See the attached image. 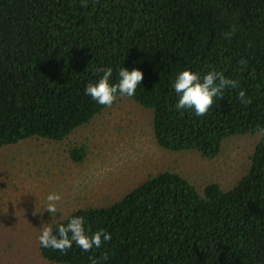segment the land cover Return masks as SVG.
Masks as SVG:
<instances>
[{
  "label": "trees",
  "instance_id": "1",
  "mask_svg": "<svg viewBox=\"0 0 264 264\" xmlns=\"http://www.w3.org/2000/svg\"><path fill=\"white\" fill-rule=\"evenodd\" d=\"M86 5L0 0V148L30 138L61 142L89 123L107 107L84 91L103 75L97 67L113 69L110 84L120 68L142 72L126 98L152 111L153 137L164 150L211 159L230 137L258 140L230 187L198 188L170 170L151 174L120 198L52 225L55 232L80 216L89 235L106 230L110 241L89 252L73 243L66 254L38 244L41 257L53 264H264V0ZM185 69L222 72L238 87L214 98L204 116L178 111L171 83ZM241 90L250 104L240 102ZM68 148L73 162L86 157L84 143Z\"/></svg>",
  "mask_w": 264,
  "mask_h": 264
},
{
  "label": "rangeland",
  "instance_id": "2",
  "mask_svg": "<svg viewBox=\"0 0 264 264\" xmlns=\"http://www.w3.org/2000/svg\"><path fill=\"white\" fill-rule=\"evenodd\" d=\"M257 140V134L230 137L211 159L195 151L170 152L154 140L152 111L118 97L61 142L30 138L3 146L0 263L53 264L38 250L42 223L52 227L75 209L108 204L157 172H178L198 188L210 182L228 188L245 172ZM82 143L86 157L75 163L68 147ZM50 193L61 196L53 216L44 210Z\"/></svg>",
  "mask_w": 264,
  "mask_h": 264
},
{
  "label": "clouds",
  "instance_id": "3",
  "mask_svg": "<svg viewBox=\"0 0 264 264\" xmlns=\"http://www.w3.org/2000/svg\"><path fill=\"white\" fill-rule=\"evenodd\" d=\"M81 6H87L86 0H81ZM241 63L246 65L247 61L242 60ZM95 71L103 75L96 82L88 83L84 91L96 103L107 107L112 106L117 95L133 97L137 86L143 79L140 70L132 69L129 71L123 67L119 69L118 82L110 84L109 80L113 72L111 67H97ZM171 86L177 94L176 110L190 109L194 111L196 116H204L211 108L214 98H222L225 89L237 88L238 82L215 70H210L201 76L200 73L185 69L176 75ZM238 98L243 104L251 103L243 90L239 91ZM60 200L59 194H48L44 210L52 216L55 215L58 211L57 202ZM84 223L82 217L74 216L68 220L67 224H58L55 232L48 223H42L37 240L41 247L54 249L62 254H66L73 243L83 252H89L93 248H100L103 242L111 240V234L106 230H99L89 235L85 230ZM104 259L107 257L105 256ZM92 264H96L95 259L92 260Z\"/></svg>",
  "mask_w": 264,
  "mask_h": 264
}]
</instances>
